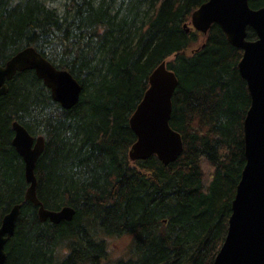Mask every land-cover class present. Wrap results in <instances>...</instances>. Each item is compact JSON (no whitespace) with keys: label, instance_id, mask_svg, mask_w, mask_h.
Instances as JSON below:
<instances>
[{"label":"trees","instance_id":"obj_1","mask_svg":"<svg viewBox=\"0 0 264 264\" xmlns=\"http://www.w3.org/2000/svg\"><path fill=\"white\" fill-rule=\"evenodd\" d=\"M205 1L0 0V64L34 47L83 87L65 109L25 70L0 99V224L21 204L5 264H213L246 163L252 98L242 49L217 24L206 35L184 26ZM163 61L179 80L170 123L184 150L167 165L155 155L131 161L130 117ZM16 120L45 137L39 199L48 209L73 206L72 220L41 221L26 199ZM125 235L129 257L110 262L109 239Z\"/></svg>","mask_w":264,"mask_h":264},{"label":"water","instance_id":"obj_2","mask_svg":"<svg viewBox=\"0 0 264 264\" xmlns=\"http://www.w3.org/2000/svg\"><path fill=\"white\" fill-rule=\"evenodd\" d=\"M191 23L205 34L213 24L219 25L230 43L242 49L239 71L252 98L244 120L246 163L232 202L228 233L213 264H264V6L252 8L249 0H207L193 11ZM249 29L255 32V39L248 37ZM25 70H34L63 108L79 102L81 83L34 47H25L0 64V99L9 90L8 82ZM178 82L166 61L149 76V87L130 117L137 136L129 150L132 161L156 155L167 165L182 154L183 137L170 123ZM12 127V144L24 160L29 184L26 199L38 207L42 221L58 224L72 220L76 213L73 206L48 209L37 195L36 164L45 149L44 136L34 137L19 121ZM20 211L21 204H15L1 221L0 264L7 260L6 245L15 233Z\"/></svg>","mask_w":264,"mask_h":264},{"label":"rangeland","instance_id":"obj_3","mask_svg":"<svg viewBox=\"0 0 264 264\" xmlns=\"http://www.w3.org/2000/svg\"><path fill=\"white\" fill-rule=\"evenodd\" d=\"M205 39V36H200V40L193 47H198ZM191 47V48H192ZM189 52L191 51L188 50ZM170 59H173L171 57ZM169 59V60H170ZM109 261L114 262L122 258H128L130 255L131 249V237L128 235L125 236H113L109 239Z\"/></svg>","mask_w":264,"mask_h":264},{"label":"bare ground","instance_id":"obj_4","mask_svg":"<svg viewBox=\"0 0 264 264\" xmlns=\"http://www.w3.org/2000/svg\"><path fill=\"white\" fill-rule=\"evenodd\" d=\"M53 97V96H52Z\"/></svg>","mask_w":264,"mask_h":264}]
</instances>
